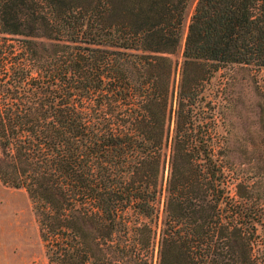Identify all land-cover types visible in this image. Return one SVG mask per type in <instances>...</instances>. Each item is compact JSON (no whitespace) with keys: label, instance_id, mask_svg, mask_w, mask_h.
I'll return each instance as SVG.
<instances>
[{"label":"trees","instance_id":"16d2710c","mask_svg":"<svg viewBox=\"0 0 264 264\" xmlns=\"http://www.w3.org/2000/svg\"><path fill=\"white\" fill-rule=\"evenodd\" d=\"M191 1L0 0V178L51 264H264V149L208 91L264 66V0H199L179 61Z\"/></svg>","mask_w":264,"mask_h":264},{"label":"rangeland","instance_id":"374dc122","mask_svg":"<svg viewBox=\"0 0 264 264\" xmlns=\"http://www.w3.org/2000/svg\"><path fill=\"white\" fill-rule=\"evenodd\" d=\"M199 0H192L184 24L185 33L174 57L182 60L187 26ZM184 49V50H183ZM179 76L178 72L176 74ZM222 85L219 99L226 111V126L236 161H248L246 148L254 146L255 156L264 149L260 131L261 106L264 102V66L255 68L232 64L221 68L211 80L208 91L214 95ZM248 156V157H246ZM247 166V164H243ZM155 251L152 264H156ZM0 264H51L47 244L41 235V217L37 201L28 190L0 178Z\"/></svg>","mask_w":264,"mask_h":264}]
</instances>
